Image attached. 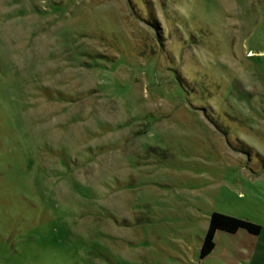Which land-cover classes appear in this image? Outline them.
<instances>
[{"label": "rangeland", "instance_id": "1", "mask_svg": "<svg viewBox=\"0 0 264 264\" xmlns=\"http://www.w3.org/2000/svg\"><path fill=\"white\" fill-rule=\"evenodd\" d=\"M212 212L264 229V0H0V264H217Z\"/></svg>", "mask_w": 264, "mask_h": 264}, {"label": "crops", "instance_id": "2", "mask_svg": "<svg viewBox=\"0 0 264 264\" xmlns=\"http://www.w3.org/2000/svg\"><path fill=\"white\" fill-rule=\"evenodd\" d=\"M223 235L234 236L238 240L234 242V245H230L227 239L222 238ZM219 237L222 238L220 247L216 242ZM214 240V249L206 258L202 259V262L214 258L216 260L214 263L217 264H241L240 262L243 264H264V229L262 226L258 235H252L245 230H238L235 233L217 231Z\"/></svg>", "mask_w": 264, "mask_h": 264}, {"label": "trees", "instance_id": "3", "mask_svg": "<svg viewBox=\"0 0 264 264\" xmlns=\"http://www.w3.org/2000/svg\"><path fill=\"white\" fill-rule=\"evenodd\" d=\"M238 230H245L252 235H258L261 226L246 218H238L219 212H212L209 216L208 227L201 240L199 258L204 259L212 252L215 246L214 239L217 231L235 233Z\"/></svg>", "mask_w": 264, "mask_h": 264}]
</instances>
